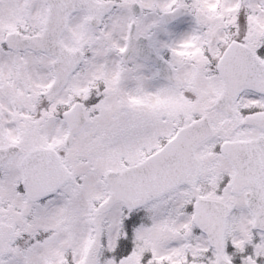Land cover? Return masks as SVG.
Segmentation results:
<instances>
[{
	"label": "snow or ice",
	"instance_id": "1",
	"mask_svg": "<svg viewBox=\"0 0 264 264\" xmlns=\"http://www.w3.org/2000/svg\"><path fill=\"white\" fill-rule=\"evenodd\" d=\"M0 264H264V0H0Z\"/></svg>",
	"mask_w": 264,
	"mask_h": 264
}]
</instances>
